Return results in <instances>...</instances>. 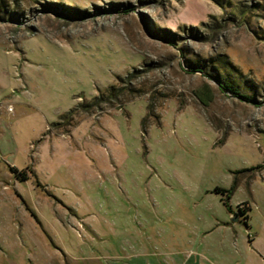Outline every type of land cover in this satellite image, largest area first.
I'll list each match as a JSON object with an SVG mask.
<instances>
[{
    "label": "rangeland",
    "instance_id": "1",
    "mask_svg": "<svg viewBox=\"0 0 264 264\" xmlns=\"http://www.w3.org/2000/svg\"><path fill=\"white\" fill-rule=\"evenodd\" d=\"M263 98L264 0H0V264H264Z\"/></svg>",
    "mask_w": 264,
    "mask_h": 264
},
{
    "label": "trees",
    "instance_id": "2",
    "mask_svg": "<svg viewBox=\"0 0 264 264\" xmlns=\"http://www.w3.org/2000/svg\"><path fill=\"white\" fill-rule=\"evenodd\" d=\"M193 71L204 72L200 69H193ZM223 78H219L217 76V81H218V84L221 85L225 90H227L228 92H231L235 96L241 97L242 99H246L247 101H254L253 96L243 95L240 92L239 86L236 85L230 78L227 77V79H224V80H223ZM95 100H96V98H95ZM263 100H264V98H263ZM232 188H234V184L228 190L223 189V188H219V187L215 188V192L222 195L221 200L229 211H231V207L227 204V202H228L230 195L232 193ZM247 210L246 209L240 210L241 215H244ZM246 219H248V216L245 214V216H244V223L245 224L247 223Z\"/></svg>",
    "mask_w": 264,
    "mask_h": 264
},
{
    "label": "crops",
    "instance_id": "3",
    "mask_svg": "<svg viewBox=\"0 0 264 264\" xmlns=\"http://www.w3.org/2000/svg\"><path fill=\"white\" fill-rule=\"evenodd\" d=\"M59 253H62L65 257H68V255L65 253V251H58ZM143 255H140V257H142ZM146 256V255H145ZM135 257L133 255H130L129 257L125 256V260L127 262V264H131L132 262V258ZM130 262V263H129ZM138 264H145L143 263V261L140 259L139 263Z\"/></svg>",
    "mask_w": 264,
    "mask_h": 264
},
{
    "label": "water",
    "instance_id": "4",
    "mask_svg": "<svg viewBox=\"0 0 264 264\" xmlns=\"http://www.w3.org/2000/svg\"><path fill=\"white\" fill-rule=\"evenodd\" d=\"M235 217H236V214H235Z\"/></svg>",
    "mask_w": 264,
    "mask_h": 264
}]
</instances>
